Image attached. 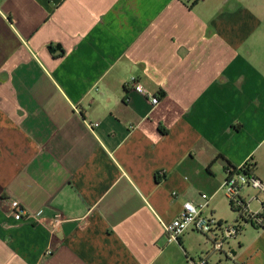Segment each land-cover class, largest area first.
Listing matches in <instances>:
<instances>
[{
  "label": "crops",
  "instance_id": "0c3cea01",
  "mask_svg": "<svg viewBox=\"0 0 264 264\" xmlns=\"http://www.w3.org/2000/svg\"><path fill=\"white\" fill-rule=\"evenodd\" d=\"M245 162L264 182V0H0V264H191L210 240L163 222ZM229 247L264 264V227Z\"/></svg>",
  "mask_w": 264,
  "mask_h": 264
},
{
  "label": "built area",
  "instance_id": "2783aa9c",
  "mask_svg": "<svg viewBox=\"0 0 264 264\" xmlns=\"http://www.w3.org/2000/svg\"><path fill=\"white\" fill-rule=\"evenodd\" d=\"M133 82L136 91L150 97L153 105L158 103L157 95L135 79ZM97 125L98 123H89L91 128ZM221 189L229 200L231 208L236 212L237 216L233 221L226 222L212 214H205L203 210L208 205L209 197L202 193L201 203L196 205L186 201L178 216L171 221L163 222L164 233L169 242H179L180 237L187 230L200 232L211 242L212 249L208 254L216 252L223 255V258L214 264H238L236 256L229 249V243L235 240L247 225L264 227V182L254 173V167L249 162H245L227 169ZM247 189L252 192L244 193ZM252 202L258 204L257 209L251 207ZM11 207L17 220L33 216L16 199L11 201ZM50 252L51 250L47 251L48 254ZM208 254L197 260L190 259L191 264H209Z\"/></svg>",
  "mask_w": 264,
  "mask_h": 264
},
{
  "label": "rangeland",
  "instance_id": "374dc122",
  "mask_svg": "<svg viewBox=\"0 0 264 264\" xmlns=\"http://www.w3.org/2000/svg\"><path fill=\"white\" fill-rule=\"evenodd\" d=\"M228 201L229 200L225 199L221 194L213 201L212 208L215 210V215L217 218H220L226 222H231L236 218L237 215H236V212L230 207ZM251 207L253 209H257L258 204L256 202H252ZM244 233L246 234V236L249 235L250 228L248 227Z\"/></svg>",
  "mask_w": 264,
  "mask_h": 264
},
{
  "label": "trees",
  "instance_id": "16d2710c",
  "mask_svg": "<svg viewBox=\"0 0 264 264\" xmlns=\"http://www.w3.org/2000/svg\"><path fill=\"white\" fill-rule=\"evenodd\" d=\"M187 1H189V2H191V1H192V3H195L197 0H187Z\"/></svg>",
  "mask_w": 264,
  "mask_h": 264
},
{
  "label": "bare ground",
  "instance_id": "6f19581e",
  "mask_svg": "<svg viewBox=\"0 0 264 264\" xmlns=\"http://www.w3.org/2000/svg\"><path fill=\"white\" fill-rule=\"evenodd\" d=\"M180 240V239H179Z\"/></svg>",
  "mask_w": 264,
  "mask_h": 264
}]
</instances>
